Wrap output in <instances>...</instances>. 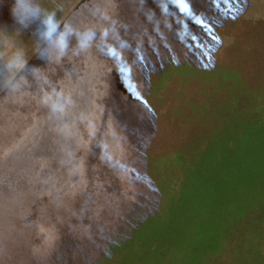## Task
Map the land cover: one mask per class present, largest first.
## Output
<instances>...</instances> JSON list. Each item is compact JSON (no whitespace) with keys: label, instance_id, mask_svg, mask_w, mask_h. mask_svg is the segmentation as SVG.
<instances>
[{"label":"rangeland","instance_id":"obj_1","mask_svg":"<svg viewBox=\"0 0 264 264\" xmlns=\"http://www.w3.org/2000/svg\"><path fill=\"white\" fill-rule=\"evenodd\" d=\"M190 13L173 0H0V264L151 263L148 242L203 203L207 183L189 178L164 217L187 170L259 165L264 0H190ZM252 98L254 117L238 102Z\"/></svg>","mask_w":264,"mask_h":264},{"label":"trees","instance_id":"obj_2","mask_svg":"<svg viewBox=\"0 0 264 264\" xmlns=\"http://www.w3.org/2000/svg\"><path fill=\"white\" fill-rule=\"evenodd\" d=\"M239 97L244 99L245 96ZM238 102L242 106L240 109L253 117L261 104L260 100L255 103L253 98ZM227 105L224 101V106ZM227 109V115L225 113L219 117L215 116L210 122L227 121L233 108ZM218 134L216 132L215 135ZM220 160L221 156L212 158L208 168L200 176L187 170L188 174L179 183L180 189L176 195L171 197L164 217L174 215L181 209L183 190L189 178H192L193 184L207 183L208 190H205V193L202 191L203 203L193 209L190 221L187 220L180 228L178 226L183 222L178 223L179 220L174 219L163 225L160 230L162 234L148 242L153 255L146 258L154 260L146 264H169V261L173 264H264V212L260 207L264 203V184L257 191L250 189V178L255 169H261V166L264 169V158H261L258 166L253 165L251 161L242 166L239 176L233 174L237 168H232L233 172L226 176L217 175L216 170L221 166H218ZM185 162V157H182L179 170L186 168ZM196 189L198 190L195 188L194 192H198ZM255 216H258L262 223L256 220L253 223ZM161 221L158 220L157 223ZM172 226L177 227V234L174 236H170Z\"/></svg>","mask_w":264,"mask_h":264},{"label":"snow or ice","instance_id":"obj_3","mask_svg":"<svg viewBox=\"0 0 264 264\" xmlns=\"http://www.w3.org/2000/svg\"><path fill=\"white\" fill-rule=\"evenodd\" d=\"M174 3H180L182 6V12L185 14L190 13V0H173ZM211 2V0H210ZM45 24L47 25L48 34L51 36L53 32L55 31V25L51 23V21H46ZM211 39L214 41V37H211Z\"/></svg>","mask_w":264,"mask_h":264}]
</instances>
